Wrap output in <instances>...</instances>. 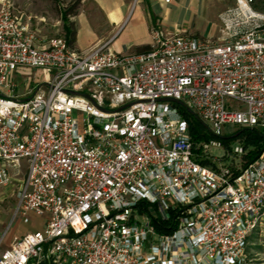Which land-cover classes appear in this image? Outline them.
<instances>
[{
    "label": "built area",
    "instance_id": "built-area-1",
    "mask_svg": "<svg viewBox=\"0 0 264 264\" xmlns=\"http://www.w3.org/2000/svg\"><path fill=\"white\" fill-rule=\"evenodd\" d=\"M252 5L235 0L219 13L214 40L152 26L149 50L120 53L39 37L0 0V192L24 169L13 219L44 218L0 248V264H42L47 253L51 264L243 258L264 215V150L237 172L209 153L225 126L264 136V13ZM33 70L46 77L23 75ZM170 100L215 136L202 145L214 168L195 160ZM154 222L174 230L159 233Z\"/></svg>",
    "mask_w": 264,
    "mask_h": 264
},
{
    "label": "rangeland",
    "instance_id": "rangeland-1",
    "mask_svg": "<svg viewBox=\"0 0 264 264\" xmlns=\"http://www.w3.org/2000/svg\"><path fill=\"white\" fill-rule=\"evenodd\" d=\"M13 8L14 12H18L23 18H30V28L39 36L44 38H64L67 40L66 27L69 22H75L76 17L69 14L70 11H76V15L81 14L85 16V20H81V30H84L86 26L95 29L98 35H102V31L106 28L98 21L102 19L101 10L98 7L97 0H8ZM138 0H132L133 5ZM235 0H206L199 4L197 13L194 17L187 20L183 30L175 31L169 28L163 27L160 22L151 24L150 27L155 26L164 31L178 34V35H190L198 38H206L214 40L219 36V13L223 12L229 7L234 6ZM252 7L264 13V0H253ZM64 13L67 14L66 19ZM74 15V16H76ZM179 21V20H178ZM75 29V23H73ZM131 24L128 25L125 32L119 37L118 41L122 42L126 38V32L129 30ZM82 33V31H81ZM83 34V33H82ZM89 36V35H88ZM82 41H87L90 36L84 38L80 35ZM110 35H106V39L102 42L93 44L92 47L102 43H108L111 48V42L107 41ZM112 40V39H111ZM90 47V48H92ZM120 53H137L134 51H124ZM23 75H37L39 77H46V73L40 70L25 71ZM31 87L35 88L36 85L31 83ZM22 89L21 84L18 86L15 93ZM239 128L234 126H225L223 128V137H230ZM25 128L22 127L19 130V134H23ZM228 146L230 149H226L223 146L220 148L212 149L210 155L217 158L219 166L229 167L233 171L237 170L243 165L242 155L233 153L235 146H241L238 140H229ZM24 163V162H23ZM24 179V169L22 173H19L15 177V181L6 189L0 192V240L1 249L8 247L13 236H21L26 232H33L41 230L43 227L44 218L38 217L33 213H28L29 223L25 224L20 221L18 217H14L15 210L17 208V193L21 187V183ZM237 264H264V215L258 222L252 233L249 235L243 258Z\"/></svg>",
    "mask_w": 264,
    "mask_h": 264
},
{
    "label": "crops",
    "instance_id": "crops-1",
    "mask_svg": "<svg viewBox=\"0 0 264 264\" xmlns=\"http://www.w3.org/2000/svg\"><path fill=\"white\" fill-rule=\"evenodd\" d=\"M203 1L206 0H170L169 3H165L164 0H138L133 5L132 0H97L102 15V19L98 22H102L106 28L102 31V35H98L97 31L89 26L81 30L82 22L86 17L81 14L73 16L76 17L73 20L75 22H71L75 23L76 36L70 48L83 51L105 40L106 35H110L106 42H111L112 50L137 53L147 51L152 43L149 35L151 24L157 21L165 28L181 31L183 30L181 27L186 26L184 19L194 17L199 4ZM129 24L131 26L126 32L125 40L119 42V37ZM80 35L84 38L90 36V39L82 41Z\"/></svg>",
    "mask_w": 264,
    "mask_h": 264
},
{
    "label": "trees",
    "instance_id": "trees-1",
    "mask_svg": "<svg viewBox=\"0 0 264 264\" xmlns=\"http://www.w3.org/2000/svg\"><path fill=\"white\" fill-rule=\"evenodd\" d=\"M69 14L76 15V11H70ZM67 14L64 13V18L66 19ZM67 33V43L71 46L75 41L76 31L74 29L73 23L69 22L66 27ZM179 109V112L186 120L189 128V136L191 141L196 146L195 160L205 167L214 168L216 165L212 162L208 153L203 151L202 145L210 140L216 139L215 136L210 132V130L202 124L195 116L191 115L189 111L181 105L175 104ZM222 146L226 149H230L228 146L229 140H238L243 149L242 159L243 165L246 166L250 162L254 161L256 157L264 150V136L261 132L254 128H239L230 137H220L218 138ZM238 170H235L237 172ZM174 215V214H172ZM171 223H157L154 222V227L159 233L169 234L174 230V226L171 227ZM42 264H47L43 262Z\"/></svg>",
    "mask_w": 264,
    "mask_h": 264
},
{
    "label": "water",
    "instance_id": "water-1",
    "mask_svg": "<svg viewBox=\"0 0 264 264\" xmlns=\"http://www.w3.org/2000/svg\"><path fill=\"white\" fill-rule=\"evenodd\" d=\"M170 101H172V102H174V103H176V104H178V105H181V106H183L184 108H186L188 111H189V113L191 114V115H193V116H195L198 120H200L196 115H195V113L193 112V111H191L189 108H187L186 106H185V104H183L182 102H179V101H175V100H170ZM125 107H127V106H125ZM124 107V108H125ZM121 109H123V108H121ZM201 121V120H200ZM202 122V121H201ZM202 124L203 125H205L203 122H202ZM206 126V125H205ZM207 127V126H206ZM208 128V127H207ZM46 263L47 264H51L50 263V257H49V255H48V253H47V257H46Z\"/></svg>",
    "mask_w": 264,
    "mask_h": 264
}]
</instances>
